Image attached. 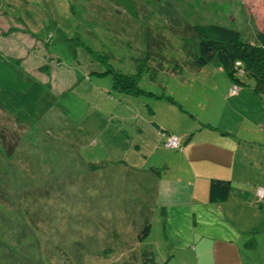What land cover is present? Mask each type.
<instances>
[{
    "label": "rangeland",
    "instance_id": "obj_1",
    "mask_svg": "<svg viewBox=\"0 0 264 264\" xmlns=\"http://www.w3.org/2000/svg\"><path fill=\"white\" fill-rule=\"evenodd\" d=\"M116 1L0 0V53L50 81L54 98L30 125L0 110V264L139 260L138 247L126 254L125 232L154 194L141 174L108 166L125 157L142 163L125 154L134 135L117 132L131 113L126 107L132 114L151 108L183 128L191 115L181 114V103L225 130L230 118H256L264 106L254 79L241 74V89L263 102L225 103L223 72L213 63L189 68L191 38L182 33L188 24L217 23L255 41L264 0H133L135 15ZM122 80L137 90H124Z\"/></svg>",
    "mask_w": 264,
    "mask_h": 264
},
{
    "label": "crops",
    "instance_id": "obj_2",
    "mask_svg": "<svg viewBox=\"0 0 264 264\" xmlns=\"http://www.w3.org/2000/svg\"><path fill=\"white\" fill-rule=\"evenodd\" d=\"M215 66L223 72L225 103L263 102V95L254 90L229 95L232 80L222 66ZM178 105L181 114L191 115H181L186 121L183 128L176 125L178 118L164 120L151 108L145 114L140 110L132 114L131 106L126 107L131 113L116 127L127 138L134 135L136 141L128 143L125 154H139L142 163L125 157L108 166L141 174L144 187L154 194L153 203L128 223L126 254L135 247L140 253L138 261L129 258L128 264H264V197L256 196L257 189L264 187V106L256 118L241 113L230 118L223 130L220 124L213 127L196 120L183 104ZM163 133L178 136L181 149L165 147ZM211 179L229 181L225 200H209Z\"/></svg>",
    "mask_w": 264,
    "mask_h": 264
},
{
    "label": "trees",
    "instance_id": "obj_3",
    "mask_svg": "<svg viewBox=\"0 0 264 264\" xmlns=\"http://www.w3.org/2000/svg\"><path fill=\"white\" fill-rule=\"evenodd\" d=\"M116 4L127 13L136 14L133 0H118ZM182 33L191 38L187 50L191 54L188 64L192 68L199 69L208 63L218 64L230 76L232 84L240 87L238 76L241 74L254 79L255 92L264 91V29L256 34L255 41L244 39L237 29L217 23L188 24ZM119 81L115 74V85ZM122 81L124 90H137L134 80ZM53 100L48 82L35 79L21 69L17 59L0 53V110L10 114L16 122L30 125L53 105ZM181 146L180 141L177 149H181ZM229 193V181L210 180L209 200L223 201Z\"/></svg>",
    "mask_w": 264,
    "mask_h": 264
},
{
    "label": "built area",
    "instance_id": "obj_4",
    "mask_svg": "<svg viewBox=\"0 0 264 264\" xmlns=\"http://www.w3.org/2000/svg\"><path fill=\"white\" fill-rule=\"evenodd\" d=\"M240 87L237 84H232V86L229 88L228 94L234 95L237 94ZM164 144L166 147L169 148H179L180 147V141L179 137L174 134H164ZM256 196L259 199H262L264 197V187H259L256 191Z\"/></svg>",
    "mask_w": 264,
    "mask_h": 264
}]
</instances>
